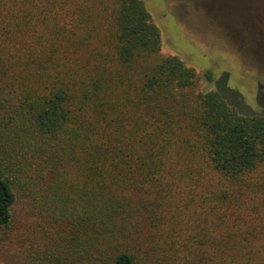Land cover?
<instances>
[{"label": "trees", "instance_id": "16d2710c", "mask_svg": "<svg viewBox=\"0 0 264 264\" xmlns=\"http://www.w3.org/2000/svg\"><path fill=\"white\" fill-rule=\"evenodd\" d=\"M202 78L161 52L142 0H0V250L264 264V115ZM19 203L49 235L15 236Z\"/></svg>", "mask_w": 264, "mask_h": 264}, {"label": "rangeland", "instance_id": "374dc122", "mask_svg": "<svg viewBox=\"0 0 264 264\" xmlns=\"http://www.w3.org/2000/svg\"><path fill=\"white\" fill-rule=\"evenodd\" d=\"M142 1L160 30L163 54L178 56L201 74L209 70L212 80L202 78L201 88L218 90L240 114L264 115V0ZM21 204L15 236L23 233L21 240L26 233L29 243L49 235L50 226ZM12 240L13 246L0 250V264H18L21 244Z\"/></svg>", "mask_w": 264, "mask_h": 264}]
</instances>
